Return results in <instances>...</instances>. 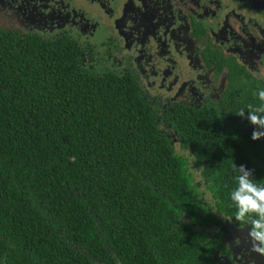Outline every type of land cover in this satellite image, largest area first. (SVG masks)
Segmentation results:
<instances>
[{
	"label": "trees",
	"instance_id": "obj_1",
	"mask_svg": "<svg viewBox=\"0 0 264 264\" xmlns=\"http://www.w3.org/2000/svg\"><path fill=\"white\" fill-rule=\"evenodd\" d=\"M81 53L65 36L0 30V264H119L112 252L122 264H216L208 235L177 219L214 222L134 81L83 68ZM237 86L260 105L264 83ZM217 146L206 169L229 208L238 153L257 150Z\"/></svg>",
	"mask_w": 264,
	"mask_h": 264
},
{
	"label": "flooded vegetation",
	"instance_id": "obj_2",
	"mask_svg": "<svg viewBox=\"0 0 264 264\" xmlns=\"http://www.w3.org/2000/svg\"><path fill=\"white\" fill-rule=\"evenodd\" d=\"M105 1L110 7H102L105 2L97 0H71L68 4L66 0H38L37 9L47 11L43 14H66L62 19L69 20L78 36L60 32L47 39L39 32L18 27L0 30L51 41L65 36L82 51L83 68L133 80L147 103L149 125L160 132L163 144L181 160L183 172L199 190L196 199L214 219L202 230L179 210L180 225L208 235L216 264H264V256L250 251L248 226L235 220L232 201L225 208L220 186L214 191L211 182L216 181L217 171L206 169L213 152L220 155L217 144L238 150L255 148L258 153L251 152V159L249 153L238 156L245 158L247 169L254 168L249 169L252 178L264 184V138L253 140L251 124L237 115L241 110L247 112L252 101L238 82L264 83V72L252 63L255 59L249 53L255 45L264 48V0H119L115 10ZM115 12L118 14L113 18ZM121 19L127 21L119 25ZM121 28L133 31L135 38L131 37L130 43L135 46L124 43ZM163 79L184 89V81L200 85L194 93L183 94L184 89L178 94L154 92L151 84L159 85ZM112 255L122 264L118 255Z\"/></svg>",
	"mask_w": 264,
	"mask_h": 264
},
{
	"label": "rangeland",
	"instance_id": "obj_3",
	"mask_svg": "<svg viewBox=\"0 0 264 264\" xmlns=\"http://www.w3.org/2000/svg\"><path fill=\"white\" fill-rule=\"evenodd\" d=\"M98 3H104L102 7L108 6L109 3L105 0H97ZM114 7L118 6L119 0H108ZM67 4L71 2V0H66ZM38 0H0V27H18L23 29L26 32H39L44 38L53 39L60 32H66L71 36H78L77 30L75 27H72L69 23V20H63L66 14L53 12V16H47L43 14V12H47L42 8L41 12L37 9ZM132 3V2H131ZM41 9V8H40ZM57 11H60L59 7L55 8ZM65 11V10H63ZM42 13V15H41ZM118 13L115 12L113 14V18L117 17ZM63 18V19H62ZM120 24H123L125 21L121 19L119 20ZM50 23V26H49ZM31 30V31H28ZM79 31V30H78ZM133 31H127L123 28L120 29V37L123 39L124 43L127 44L130 48L135 46L130 43L131 37H134L132 34ZM86 38V37H85ZM135 38V37H134ZM253 49L249 52L252 55V58L255 60L252 63L256 65H260V68L264 72V48L252 47ZM259 62V63H258ZM264 75V74H263ZM185 83L186 88L180 87L179 85H172L165 79L160 81L159 85L155 83L151 84V88L154 92H162V93H181L183 90V94L186 92L194 93L195 88L200 85L191 84L188 81ZM161 86V87H160ZM159 89L160 91H158ZM182 94V95H183Z\"/></svg>",
	"mask_w": 264,
	"mask_h": 264
},
{
	"label": "clouds",
	"instance_id": "obj_4",
	"mask_svg": "<svg viewBox=\"0 0 264 264\" xmlns=\"http://www.w3.org/2000/svg\"><path fill=\"white\" fill-rule=\"evenodd\" d=\"M261 102L256 108L251 105L248 111L241 110L237 115L246 119L252 126V139L264 138V89L256 94ZM234 169L238 172L236 176L237 186L230 193V200L235 206V220L248 226L247 239L250 243V251L264 256V184L257 183L253 178L251 170L246 166Z\"/></svg>",
	"mask_w": 264,
	"mask_h": 264
}]
</instances>
